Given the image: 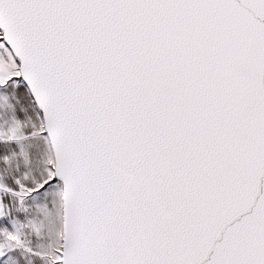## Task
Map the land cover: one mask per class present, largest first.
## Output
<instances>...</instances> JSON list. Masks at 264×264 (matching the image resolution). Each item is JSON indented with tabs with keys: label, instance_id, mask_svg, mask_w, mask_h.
Wrapping results in <instances>:
<instances>
[{
	"label": "snow or ice",
	"instance_id": "snow-or-ice-1",
	"mask_svg": "<svg viewBox=\"0 0 264 264\" xmlns=\"http://www.w3.org/2000/svg\"><path fill=\"white\" fill-rule=\"evenodd\" d=\"M0 264H264V0H0Z\"/></svg>",
	"mask_w": 264,
	"mask_h": 264
}]
</instances>
